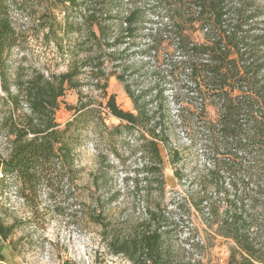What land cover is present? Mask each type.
<instances>
[{"label":"trees","instance_id":"16d2710c","mask_svg":"<svg viewBox=\"0 0 264 264\" xmlns=\"http://www.w3.org/2000/svg\"><path fill=\"white\" fill-rule=\"evenodd\" d=\"M8 1L27 0H0V129L9 139L0 182L12 179L35 213L42 189L52 193L64 181L72 190L75 148L86 132L94 138L124 133L135 138L143 157L145 188L164 194L166 165L173 170L171 181L186 187L177 208L188 236L176 241L166 216L147 197L143 213L122 219L120 227L94 211L89 222L99 227L112 256L129 264H212L223 247L225 264H264V11L255 7L257 1L47 0L60 1L64 17L49 22L42 15L37 28L66 71L15 75L12 83L7 62L16 37ZM181 19L198 23L200 42L183 36ZM139 34L147 37L154 57L165 46L178 60L169 68L186 82L177 115L186 147L170 145L162 93L151 106L145 91L126 77L121 56ZM64 40L72 47L64 50ZM109 75L122 84L132 112L107 96ZM70 90L77 92L75 113L59 125L58 103ZM107 115L118 124L108 127ZM190 149L194 162L187 171ZM7 236L0 225V237Z\"/></svg>","mask_w":264,"mask_h":264},{"label":"rangeland","instance_id":"374dc122","mask_svg":"<svg viewBox=\"0 0 264 264\" xmlns=\"http://www.w3.org/2000/svg\"><path fill=\"white\" fill-rule=\"evenodd\" d=\"M254 1H257L255 7H261L264 11V0ZM59 3L47 0L7 2L8 18L16 37L7 62L10 83L15 75L25 79L35 73L48 77L66 71V63L59 52L41 38L42 34L37 28V20L42 15L47 19L45 21L51 22L52 16L58 22L62 21L64 16L57 8ZM180 21L186 39L195 42L202 40L198 23L184 19ZM73 38L67 40L72 43ZM71 43L64 40V50L72 47ZM147 43V37L139 34L134 45L122 54L121 61L128 67L126 77L128 81L133 80L135 89L145 91L151 106H155L157 93H162L170 145L179 149L186 147L188 142L177 120L178 109L184 105L186 82L182 74L169 68L171 62L178 60L171 56V50L165 46L154 57L152 52H147ZM106 93L114 98L120 110L132 112V103L114 76L107 78ZM1 97L3 94L0 92ZM77 99V92L70 90L59 100L55 113L57 124L64 125L72 118ZM105 124L108 127L116 126L118 121L107 115ZM8 149L9 139L0 129V158L7 155ZM194 153V149L185 152L189 155L187 171L192 168ZM74 159L77 172L72 190H68L64 181L54 186L52 193L42 189L35 203V213L20 199L18 186L12 179L0 182V225L8 234L6 240L2 239L5 264H129L123 257L112 256L106 250L99 227L89 222L88 215L94 211L100 212L108 217L112 226L120 227L116 224L122 219L135 220L143 213L146 197L149 204L158 207L166 216V223L173 231L172 237L178 242L187 238V224H182L185 218L181 217L177 208L181 192L186 187L171 181L173 170L166 165L164 175L169 182L164 194L159 197L155 187L145 188L146 170L135 138L124 133L116 138L106 134L94 138L86 132L77 143ZM199 162L202 163L201 160ZM217 253L212 264H225L223 247Z\"/></svg>","mask_w":264,"mask_h":264},{"label":"crops","instance_id":"0c3cea01","mask_svg":"<svg viewBox=\"0 0 264 264\" xmlns=\"http://www.w3.org/2000/svg\"><path fill=\"white\" fill-rule=\"evenodd\" d=\"M0 264L4 263V255H3V249H2V238L0 237Z\"/></svg>","mask_w":264,"mask_h":264}]
</instances>
